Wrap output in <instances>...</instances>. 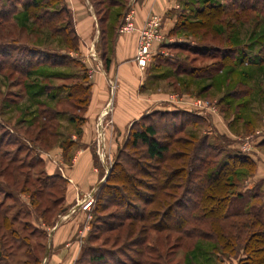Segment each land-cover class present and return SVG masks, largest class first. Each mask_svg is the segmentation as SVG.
Here are the masks:
<instances>
[{
	"label": "rangeland",
	"instance_id": "374dc122",
	"mask_svg": "<svg viewBox=\"0 0 264 264\" xmlns=\"http://www.w3.org/2000/svg\"><path fill=\"white\" fill-rule=\"evenodd\" d=\"M30 1L0 0V67L12 62L16 54L33 60L30 66H21L31 72L27 76L0 69V264H237V256L224 255L211 242L182 239L175 232H154L159 221L154 213L144 221H139L140 212L132 222L127 217L130 202L139 210L144 207L130 190L148 195L149 188L158 187L154 179L164 166L177 165L170 161L171 154L164 162L149 160L144 146L132 147L125 140L111 155L101 183L118 162L114 176L130 180L135 175L139 184L131 188L115 184L118 190L108 194V189H100V183L92 196L85 197L91 201L86 210L80 204L85 198L77 207L65 201L68 182L60 177L56 165L54 171L59 174H46L54 158L47 152L76 142L87 106L75 101L79 95L76 88L88 83L85 66L96 69L100 53L91 46L95 41L85 46L82 56L71 49L74 43L70 42L64 3L38 0V8L24 11L21 5ZM91 2L100 9L98 0ZM179 2L169 35L159 17L150 16L145 22L156 17L164 38L152 43L144 67L150 75L145 83L153 84L147 94L167 99L163 106L174 104L204 117L196 122L188 118L183 133L177 132L173 138L195 142L206 138L198 152L203 159L219 163L235 150L250 159L244 161L247 169H236L232 179L230 212L249 211L264 221V0ZM128 16L120 27L129 19L133 30L122 34L138 31L139 36L145 24L137 29L133 13ZM199 17V23L210 20L209 28L197 25ZM222 50L229 51L226 58L221 56ZM109 79V98L95 121V128H100L98 144L103 142L101 126L112 122L115 106L116 81L113 75ZM166 112H151L144 121L156 125L160 139L167 131L171 133L165 120L170 117L161 116ZM41 126L45 132L38 135ZM129 166L142 171L135 173ZM176 185L174 180L173 187ZM170 186L164 193L179 198L183 188ZM167 202L172 205L174 199ZM153 208H145L146 213Z\"/></svg>",
	"mask_w": 264,
	"mask_h": 264
},
{
	"label": "trees",
	"instance_id": "16d2710c",
	"mask_svg": "<svg viewBox=\"0 0 264 264\" xmlns=\"http://www.w3.org/2000/svg\"><path fill=\"white\" fill-rule=\"evenodd\" d=\"M56 2L63 3L62 0H56ZM21 6L24 11L31 8V6L38 8L39 1L31 0ZM63 8L64 13L69 18L71 28L68 32L72 35L71 41H69H73L74 46L71 49L74 50L78 44L77 36L70 13L65 5ZM204 17L208 16L204 15ZM197 20H199L196 21L199 27L206 29L205 27L207 26L209 28L210 20L206 23H199L202 20L201 17ZM65 38L67 39V37ZM69 41L68 45L71 44ZM65 42L67 44V40ZM225 50L219 51L223 58L228 56L225 54L229 51ZM16 55L17 57L12 56L15 57L12 62L6 63L0 69L6 67L11 73L24 76L30 75L29 69L26 71L21 66H30L33 61L31 57L26 54ZM9 57L11 56L7 55L6 58ZM108 62L107 60L104 61L106 67H108ZM76 89H78L77 94L79 95H77L75 101L78 104L85 105L89 100V85L83 84V86L80 85ZM69 97L73 98V94H70ZM148 116L149 114L132 123L126 141L130 142L132 147L139 144L144 146V154L149 160L164 162L166 161V155L171 154L170 161L177 163V165L168 163L164 166V171L154 179L158 187L149 188L148 190L151 193L148 195H142L132 189L130 190L131 194L137 196L138 200L144 205L143 209L139 210L133 203H129L128 213L133 214H128L127 216L132 218L130 221L132 222L138 217L139 221H144L154 213L156 217H159L157 226L156 228L154 227V232H175L182 239L197 238L198 240L211 242L214 248L220 250L224 255L237 256V264H264V221L249 211L230 212L233 202V194L231 192L234 187L232 179L235 177L236 169H247L244 167V165H247L244 161L249 160L250 162V159L241 151L235 150L231 151V154L226 153L228 155L224 156L219 163H211L207 161V158L203 159L198 153L201 147L206 144V138L203 137V139H199L196 142L191 138L182 139L178 137L173 140V138H176L174 136L177 132L178 134L183 133V123L185 124L187 120H190L188 118L195 122L202 121L200 117L193 113L182 110L162 113V118L170 117V120H165L167 122V130H171V133H168V131L165 133L166 135L163 139L159 138L155 124L144 123ZM151 119H154L152 115ZM138 122H141L139 127L137 125ZM177 122H180L179 125H177ZM44 132L45 127L41 126L37 134L41 135ZM67 145L72 144L68 143ZM63 149L67 153L68 146ZM190 153L192 154L191 159H189ZM117 167L118 162H115L109 170L105 182L101 183L100 189H108V194L118 190L115 184H123L128 187L132 184H139L135 175L130 177V180L126 179L127 177L116 178L114 171ZM129 168L131 171L135 170V173L142 171V169L136 170V167L133 166H129ZM174 180L178 187H173ZM168 185L172 186L169 187L171 189L183 188L182 195L179 198H175L168 193H164ZM32 196L34 195L32 194ZM236 197L242 198L241 194L236 195ZM167 199H174V203L170 205ZM148 206H154V208L149 213H146L145 208ZM139 212L140 214L137 217ZM239 252L242 255L239 256ZM97 258H100V256Z\"/></svg>",
	"mask_w": 264,
	"mask_h": 264
},
{
	"label": "crops",
	"instance_id": "0c3cea01",
	"mask_svg": "<svg viewBox=\"0 0 264 264\" xmlns=\"http://www.w3.org/2000/svg\"><path fill=\"white\" fill-rule=\"evenodd\" d=\"M62 1L70 13L78 40L75 54L82 56L85 46L95 41L91 46L98 48V58L101 61L93 70L85 66L88 71L89 100L82 113L83 122L78 127L76 142L68 147L67 153L60 147L47 152L54 158L53 163H50L52 167L46 174H59L54 171L56 165L60 170V177L68 182L65 201H70L77 207L88 194L92 196L93 191L104 180L111 155L114 150L115 153L118 152L127 139L132 123L155 111L192 112L174 104L163 106L164 102H168L167 99H154L151 94H147L149 89L153 88L150 82L145 83L150 75L147 68L141 70L134 60L138 31L130 34H120L118 31L128 15L133 13L137 29L141 28L150 16H157L162 21L165 33L169 35L175 21L172 20V15L180 6L179 0H110L108 4L106 0H98V10L91 0ZM155 51L157 52L158 48ZM105 60L109 61L108 67L104 64ZM139 72H143L140 77ZM111 75L116 81V91L112 97V104H115L111 113L112 122L106 127L105 124L101 126L103 142L98 144L96 136L98 130L100 133V128H95V121L109 98L108 82ZM193 114L202 121L205 120L203 116ZM66 155L69 162H66Z\"/></svg>",
	"mask_w": 264,
	"mask_h": 264
},
{
	"label": "built area",
	"instance_id": "2783aa9c",
	"mask_svg": "<svg viewBox=\"0 0 264 264\" xmlns=\"http://www.w3.org/2000/svg\"><path fill=\"white\" fill-rule=\"evenodd\" d=\"M133 30V25L127 20L126 24L119 29V33H129ZM163 34L160 31V21L156 17H152L145 24V26L139 30V36L135 52V63L141 69H143L149 62L151 51V45L154 42H162ZM197 105L202 106L201 102H198ZM82 209L86 210L90 207L91 201L90 198H85L81 203Z\"/></svg>",
	"mask_w": 264,
	"mask_h": 264
}]
</instances>
